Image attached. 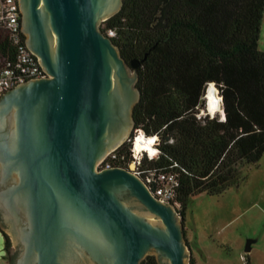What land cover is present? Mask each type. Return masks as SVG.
Instances as JSON below:
<instances>
[{
	"label": "water",
	"instance_id": "1",
	"mask_svg": "<svg viewBox=\"0 0 264 264\" xmlns=\"http://www.w3.org/2000/svg\"><path fill=\"white\" fill-rule=\"evenodd\" d=\"M22 2L26 43L49 76L0 98L1 226L13 252L22 242L14 264H141L151 252L189 264L175 204L131 168H97L125 141L141 95L140 60L99 25L124 0Z\"/></svg>",
	"mask_w": 264,
	"mask_h": 264
},
{
	"label": "trees",
	"instance_id": "2",
	"mask_svg": "<svg viewBox=\"0 0 264 264\" xmlns=\"http://www.w3.org/2000/svg\"><path fill=\"white\" fill-rule=\"evenodd\" d=\"M264 0H124L100 28L127 60L139 59L132 137L156 136L157 153L141 157L143 176L176 177L174 202L184 216L197 194L219 195L246 179L264 156V50L259 47ZM0 26V68L16 59ZM214 82L222 112L202 113ZM133 143L118 147L129 167ZM8 242V240H7ZM141 264H159L147 254ZM190 264H198L191 257Z\"/></svg>",
	"mask_w": 264,
	"mask_h": 264
},
{
	"label": "rangeland",
	"instance_id": "3",
	"mask_svg": "<svg viewBox=\"0 0 264 264\" xmlns=\"http://www.w3.org/2000/svg\"><path fill=\"white\" fill-rule=\"evenodd\" d=\"M259 47L264 50V17ZM133 73V70L130 71V74ZM135 82L137 85V80ZM208 88L207 85L204 91L202 113L210 112L206 97ZM210 113L213 115L216 112ZM133 128L132 125L124 142L134 143L135 138H131ZM244 172L246 179L222 194L202 192L190 200L184 216L186 242L191 248L189 264L191 257L198 264H264V156L258 164L245 168ZM176 209L178 211V205ZM178 217L181 221L180 213ZM5 238L0 227V252H4L8 245L10 250L13 246L9 233L8 245ZM151 253L157 255L156 252Z\"/></svg>",
	"mask_w": 264,
	"mask_h": 264
},
{
	"label": "built area",
	"instance_id": "4",
	"mask_svg": "<svg viewBox=\"0 0 264 264\" xmlns=\"http://www.w3.org/2000/svg\"><path fill=\"white\" fill-rule=\"evenodd\" d=\"M0 26L7 29L10 34L14 45L16 46V59L12 64L0 68V98L4 93L24 83L30 79L47 77L49 74L42 68L39 62V57L28 47L24 32L22 31L21 23V10L18 0H0ZM108 36L115 35V31L109 29ZM144 133V132H140ZM145 134V133H144ZM137 135L132 147V154L134 160L129 163V167L148 184L153 194L162 202H172L175 206L179 205L174 202L176 194L175 186L177 185L176 177L173 174L161 172L156 176L145 175L143 176L141 170L138 169V163L141 157L147 152L150 156L157 153L154 146L156 136H150L152 139L151 148L139 149L136 147ZM119 147V146H118ZM118 147L110 150L101 160L97 163L99 170L111 168L114 166H124L118 161L120 158Z\"/></svg>",
	"mask_w": 264,
	"mask_h": 264
},
{
	"label": "bare ground",
	"instance_id": "5",
	"mask_svg": "<svg viewBox=\"0 0 264 264\" xmlns=\"http://www.w3.org/2000/svg\"><path fill=\"white\" fill-rule=\"evenodd\" d=\"M207 106L208 110L212 113L221 111L223 113L222 109V101L221 97L218 94V87L214 82H211L209 85V88L207 90ZM150 136H147L144 133H141L136 140V147L139 149L144 148H151V142L152 139L149 138Z\"/></svg>",
	"mask_w": 264,
	"mask_h": 264
},
{
	"label": "flooded vegetation",
	"instance_id": "6",
	"mask_svg": "<svg viewBox=\"0 0 264 264\" xmlns=\"http://www.w3.org/2000/svg\"><path fill=\"white\" fill-rule=\"evenodd\" d=\"M19 1V6H20V10H21V23H22V29H23V32H24V35H25V38H26V42H28V33L26 32L25 30V14H24V9H23V2L22 0H18ZM5 209H3L2 205L0 204V227L1 229H3V227L1 226L4 225V226H10L9 222L6 220V216H5ZM3 232L5 233V236L7 238V240L9 241V238H8V233L5 231V229H3ZM5 238V242H7ZM21 241L19 242L18 244V248L15 252H13L12 250H10V246L8 245V242L6 243L8 245V248L6 246V250H5V256H6V259L8 261L9 264H14L15 263V259L18 255V253L20 252V249H21Z\"/></svg>",
	"mask_w": 264,
	"mask_h": 264
},
{
	"label": "crops",
	"instance_id": "7",
	"mask_svg": "<svg viewBox=\"0 0 264 264\" xmlns=\"http://www.w3.org/2000/svg\"><path fill=\"white\" fill-rule=\"evenodd\" d=\"M0 264H9L5 256V251L0 252Z\"/></svg>",
	"mask_w": 264,
	"mask_h": 264
}]
</instances>
